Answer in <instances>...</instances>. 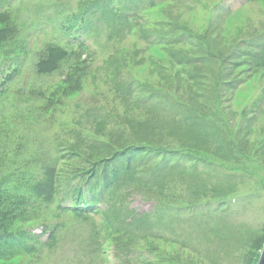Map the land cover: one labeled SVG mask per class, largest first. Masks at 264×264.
<instances>
[{"label": "rangeland", "instance_id": "obj_1", "mask_svg": "<svg viewBox=\"0 0 264 264\" xmlns=\"http://www.w3.org/2000/svg\"><path fill=\"white\" fill-rule=\"evenodd\" d=\"M82 1L0 0V226L27 236L0 264H256L264 0H112L71 32Z\"/></svg>", "mask_w": 264, "mask_h": 264}, {"label": "trees", "instance_id": "obj_2", "mask_svg": "<svg viewBox=\"0 0 264 264\" xmlns=\"http://www.w3.org/2000/svg\"><path fill=\"white\" fill-rule=\"evenodd\" d=\"M126 1L128 2L129 5H124L123 7L125 6L129 7L133 0H126ZM118 2L122 4L121 2H123V0H118ZM111 3H112V0H86V1L80 2L79 4L80 6L77 11L78 14H73L74 16L71 17V18H75V21L79 22V25L69 23L67 25V27H69L68 29H70V31L72 32L75 30V27H77L76 28L77 32L78 31L88 32L87 29L90 28L89 26H92V24H95L96 21H98L99 19L101 20L103 17H106L108 15L109 16L113 15L114 7H112ZM5 10H6L5 8H0V20L2 19V13H4L3 11ZM100 27H103V26H100ZM55 39H56L54 40L55 44L50 43V42L48 43L49 45L45 47L44 52L41 55L42 58L36 64V68L39 74H48V73H53V72L58 71L61 68L62 63L66 61L68 57L70 56V54L64 47V44H63L64 42H61L60 39L59 40L57 38ZM121 160L122 159L116 161V165L114 169L117 170L118 167H120L121 165H124V167H121V168L125 170H127V168L129 169V167L131 166L132 160L125 159L124 162H122ZM104 169L106 170L102 177H98L90 173L91 176L89 175L90 178H88L89 179L88 181L86 180L87 183L86 185H84V186H87L84 189H88V191L83 190V192L88 193L87 195L89 199H92L93 197V200H95L94 202H96L97 198L102 197L103 192H105L106 189L109 188L112 182L115 183V181H117L119 178L118 176V178L116 179V176L114 173L115 170L112 168V166L110 170H108L109 168H104ZM99 179H101L102 181L101 190L95 186L96 182ZM81 191L82 189L78 191L77 196L80 193L83 194ZM75 198L76 197H74V199ZM26 237L23 236L19 232H11L9 231L8 228L0 226V253H2V251H5V252L7 251L5 247L6 245H8L9 247L8 249H10L9 251H11L12 249L20 250L21 248H24L25 246H27Z\"/></svg>", "mask_w": 264, "mask_h": 264}, {"label": "water", "instance_id": "obj_3", "mask_svg": "<svg viewBox=\"0 0 264 264\" xmlns=\"http://www.w3.org/2000/svg\"><path fill=\"white\" fill-rule=\"evenodd\" d=\"M256 264H264V245H263L260 253L258 254Z\"/></svg>", "mask_w": 264, "mask_h": 264}]
</instances>
